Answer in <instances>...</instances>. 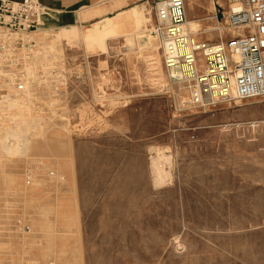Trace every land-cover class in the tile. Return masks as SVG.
<instances>
[{
  "label": "rangeland",
  "instance_id": "obj_1",
  "mask_svg": "<svg viewBox=\"0 0 264 264\" xmlns=\"http://www.w3.org/2000/svg\"><path fill=\"white\" fill-rule=\"evenodd\" d=\"M157 1L106 17L143 8L142 35L38 16L31 38L1 39L0 100L37 125L27 151L0 149V264H264V97L191 107L152 32ZM189 20L218 41L214 13Z\"/></svg>",
  "mask_w": 264,
  "mask_h": 264
},
{
  "label": "built area",
  "instance_id": "obj_2",
  "mask_svg": "<svg viewBox=\"0 0 264 264\" xmlns=\"http://www.w3.org/2000/svg\"><path fill=\"white\" fill-rule=\"evenodd\" d=\"M186 5L187 0H158L152 32L167 70L180 74L187 86V103L200 108L263 98L264 0H226L216 42L200 40L188 30ZM43 10L39 0H0V28L28 32Z\"/></svg>",
  "mask_w": 264,
  "mask_h": 264
},
{
  "label": "bare ground",
  "instance_id": "obj_3",
  "mask_svg": "<svg viewBox=\"0 0 264 264\" xmlns=\"http://www.w3.org/2000/svg\"><path fill=\"white\" fill-rule=\"evenodd\" d=\"M43 12H45L43 14V16H48L49 10L46 11L45 8H44ZM42 13L39 15L40 18H41ZM149 20H150V18H148L145 15L144 9L136 7L134 9L129 10V11H126V12H123L121 14H118L117 16H115L113 18H109L105 22L111 23L113 25V27H114V29L110 30L109 32H114V31H117V30H123L124 28L126 29V27L130 26V28L133 27V29H135L136 32H138L137 34H141L142 35V33H146V31H147V29H143L142 27ZM195 25L196 24H195L194 20H189V19L187 20L186 26H187L189 31L194 29ZM62 30L63 29H61V31ZM64 32H66V31H64ZM191 32H193V31H191ZM193 33H196V32H193ZM62 34L63 33L60 32L58 34V37H62L63 36ZM66 35H68V34L66 33ZM32 36H34V35H32ZM148 36H146V37H148ZM7 37L8 36H7L6 33L0 32V41H1V39H4V40L8 39V41L9 40H15L16 41V39L18 37H22L24 39L23 41H25L28 38H31L30 36L26 35L25 33H23V34L14 33V35H12V37L10 39H9V37L8 38ZM62 38H64V37H62ZM71 39H70V41H71ZM19 40H20V38H19ZM37 40L40 43H42V44H46L47 42H50L49 39H46V38H38ZM54 40L55 39L53 38L52 41H54ZM72 41H73V39H72ZM51 43L53 44L54 42H51ZM149 46H150V44H149ZM147 47H144V48H147ZM158 47H159V44H158ZM158 47H156V46L153 47L152 46V47H148V48L151 49V53L152 54H155V53L158 52ZM156 62L157 61H155V63ZM0 72L3 73V71L1 69H0ZM174 75L177 76V75H180V74L175 73ZM174 75H172V76L174 77ZM1 98L2 99L0 100V111H2V112L5 111L6 113L8 112V115L5 116V117L3 116L4 118L0 119V120H3V121L6 122L5 124L2 123V124H4L3 128L5 130V137L4 138H0V149H2L4 153L10 154V155L11 154H17V153L19 154L21 152H25V151L28 150V145H29V140L27 139L26 135L28 134V131H30V127L32 129V127L37 125L36 124V117L34 115H32L31 110H28L26 108V104H21V103L17 102L15 99H13V98H11L9 96H6V95L2 96ZM184 102H186V101L184 100ZM0 115H3V114H0ZM10 122L15 123V126H11V125L7 124V123H10ZM2 124H0V127L2 126ZM36 129H37V127H36ZM159 161L153 163V165H154L153 169L155 170L154 172H156V178H154V179H156L155 182H157V183H160L158 181H161V179H163V177H162V171L163 170H161L162 168L160 169L161 166H159V163H158ZM164 173H165V171H164Z\"/></svg>",
  "mask_w": 264,
  "mask_h": 264
},
{
  "label": "crops",
  "instance_id": "obj_4",
  "mask_svg": "<svg viewBox=\"0 0 264 264\" xmlns=\"http://www.w3.org/2000/svg\"><path fill=\"white\" fill-rule=\"evenodd\" d=\"M39 1L47 10H49L48 16H41L42 22L52 27L54 26L64 28L76 26V23H87L99 20L101 18H106L108 17V15L117 12L127 6V4L123 5L122 7L120 6V3H122L123 0ZM136 7H133L131 9H134ZM222 7H226V0H187V18L196 19L204 17L206 14L212 12L214 13L216 20L220 21L222 16ZM123 12H120L119 14ZM108 19L109 18H106L105 21Z\"/></svg>",
  "mask_w": 264,
  "mask_h": 264
}]
</instances>
